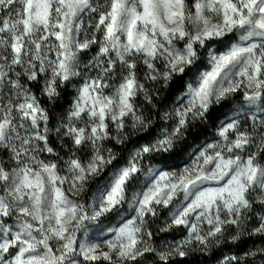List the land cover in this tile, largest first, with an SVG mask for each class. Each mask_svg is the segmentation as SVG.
I'll return each mask as SVG.
<instances>
[{"label":"snow or ice","instance_id":"6c2138e0","mask_svg":"<svg viewBox=\"0 0 264 264\" xmlns=\"http://www.w3.org/2000/svg\"><path fill=\"white\" fill-rule=\"evenodd\" d=\"M0 264H264V0H0Z\"/></svg>","mask_w":264,"mask_h":264},{"label":"trees","instance_id":"16d2710c","mask_svg":"<svg viewBox=\"0 0 264 264\" xmlns=\"http://www.w3.org/2000/svg\"><path fill=\"white\" fill-rule=\"evenodd\" d=\"M203 137H201V139H202ZM203 258H201V260H202Z\"/></svg>","mask_w":264,"mask_h":264},{"label":"rangeland","instance_id":"374dc122","mask_svg":"<svg viewBox=\"0 0 264 264\" xmlns=\"http://www.w3.org/2000/svg\"><path fill=\"white\" fill-rule=\"evenodd\" d=\"M202 139H203V138H202ZM202 139H201V140H202Z\"/></svg>","mask_w":264,"mask_h":264}]
</instances>
